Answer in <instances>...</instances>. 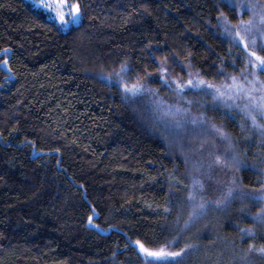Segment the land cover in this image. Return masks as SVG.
<instances>
[{
	"label": "trees",
	"instance_id": "trees-1",
	"mask_svg": "<svg viewBox=\"0 0 264 264\" xmlns=\"http://www.w3.org/2000/svg\"><path fill=\"white\" fill-rule=\"evenodd\" d=\"M79 3L81 22L61 30L29 0H0V53L10 49L0 56L10 65L0 66V264H147L129 237L150 248L192 245L181 264H264V253L248 251L264 246V225L241 212V201L210 206L187 226L191 209L177 211L193 161L211 159L195 150L199 141L170 134L150 95L128 102L94 76L127 61L169 102L175 97L156 79L161 63L178 79L191 71L220 83L221 65L239 76L245 51L218 21L223 10L236 24L241 10L222 0ZM240 122L224 121L243 161L232 171L258 188L264 136ZM232 171L216 166L212 175L230 180ZM251 227L255 237L241 239L239 229Z\"/></svg>",
	"mask_w": 264,
	"mask_h": 264
},
{
	"label": "snow or ice",
	"instance_id": "snow-or-ice-1",
	"mask_svg": "<svg viewBox=\"0 0 264 264\" xmlns=\"http://www.w3.org/2000/svg\"><path fill=\"white\" fill-rule=\"evenodd\" d=\"M45 11L49 12L61 30L68 29L71 25L78 24L83 11L79 0L69 3V0H34ZM223 4L234 12L239 8L238 22L233 24L227 13L220 10L221 19L218 21L225 37L236 46H243L245 56L242 63L245 70L240 75L228 73L223 65L220 74L225 77L220 83L211 82L203 78L200 73L195 75L187 72V79L171 76L169 69L161 63L157 71L160 73L156 79L173 94L175 100L169 102L160 96L159 89L152 88L145 77L151 79V74L143 75L136 73L127 61L119 63L118 70L113 67L107 72L106 78L121 89L123 98L135 103L146 94L152 97L151 107L161 114L160 119L165 121V127L173 136L192 138L199 143L195 150L201 157L205 151L211 159L195 160L190 172V184L184 185L186 196L177 198V211H183L185 205L191 209L189 219L185 221L187 226L192 220L202 216L210 206L217 208L227 207L233 201H241V212L247 209V215L251 217L254 225H264V180L259 181L258 188L249 189L235 174L243 165L239 155L235 151L233 137L227 131L224 121L228 120L229 114L233 118H240L239 127L243 131L245 122L250 121V126L264 136V54L257 49L264 50V0H247L237 3L236 0H222ZM248 13V19H244V13ZM257 38L262 41L257 44ZM10 49H5L0 56H7ZM2 67L9 68L7 59L3 60ZM234 68L238 66L233 64ZM189 93H194L201 99L189 98ZM210 99V102L208 98ZM199 105L201 111L193 112V105ZM228 110V111H223ZM217 113L221 117V123H216L215 116L209 117L208 112ZM219 142V143H217ZM223 145V150L221 149ZM207 146V147H206ZM57 152L59 149L56 150ZM187 159V158H186ZM232 171L230 180L212 175L214 167ZM224 175H228L227 172ZM207 181H213L208 184ZM181 183H183L181 181ZM214 191L215 199H210L208 193ZM246 202L255 205L257 211L252 212ZM173 208H165V212L171 213ZM99 215L98 213H95ZM89 217V223H92ZM99 227V225H96ZM241 239L244 236L255 237V228H240ZM138 247V252L143 254L147 264H181L186 250L192 245L185 244L179 250L174 245L163 244L154 248L145 246L140 240L131 241ZM256 250L264 253V246L256 248L253 243L248 251Z\"/></svg>",
	"mask_w": 264,
	"mask_h": 264
},
{
	"label": "rangeland",
	"instance_id": "rangeland-1",
	"mask_svg": "<svg viewBox=\"0 0 264 264\" xmlns=\"http://www.w3.org/2000/svg\"><path fill=\"white\" fill-rule=\"evenodd\" d=\"M30 2H32L36 7H38V8H40V9H43V8H41L39 5H38V3H36V2H34V0H29ZM49 2H51V3H55V0H49ZM69 3H74V1H69ZM44 10V9H43ZM47 12V11H46ZM49 15H50V17L54 20V18H53V16L49 13V12H47ZM81 20H82V18H81ZM81 20L79 21V23L81 22ZM106 74H107V72H105V71H100V72H98V73H96L94 76L98 79V80H100V81H102L103 83H105L107 86H109L111 89H113V90H116L121 96H123L122 95V91H121V89L114 83V81H110V80H108L107 78H106ZM166 90H167V88H166ZM168 91V90H167ZM169 92V91H168ZM168 95L169 96H173V94L171 93V92H169L168 93ZM174 97V96H173ZM221 149L223 150V146H221Z\"/></svg>",
	"mask_w": 264,
	"mask_h": 264
}]
</instances>
